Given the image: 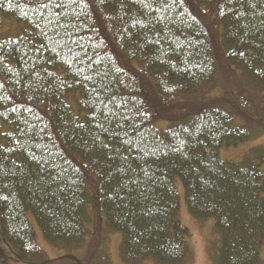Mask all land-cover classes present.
I'll return each instance as SVG.
<instances>
[{
  "label": "trees",
  "instance_id": "16d2710c",
  "mask_svg": "<svg viewBox=\"0 0 264 264\" xmlns=\"http://www.w3.org/2000/svg\"><path fill=\"white\" fill-rule=\"evenodd\" d=\"M262 135L264 0H0V233L18 261L113 264L120 232L123 264H191L178 177L215 218L210 264H264V143L220 156Z\"/></svg>",
  "mask_w": 264,
  "mask_h": 264
},
{
  "label": "rangeland",
  "instance_id": "374dc122",
  "mask_svg": "<svg viewBox=\"0 0 264 264\" xmlns=\"http://www.w3.org/2000/svg\"><path fill=\"white\" fill-rule=\"evenodd\" d=\"M11 25V23H9ZM169 122L160 120L156 122V126L160 129L166 128ZM264 143V135L257 136L240 143L238 146L230 148H222L220 156L224 160L239 161L244 154L255 145ZM176 185L180 194V209L179 217L182 223L188 227V241L193 250L191 264H210V252L218 251V233L215 228V218L209 217L206 219H198L189 211L184 197V187L181 180L176 178ZM32 223L36 230L37 240L39 244L46 250L50 257L64 255L67 250L64 247H58L50 243L45 237L41 228L36 221L31 217ZM120 241L121 233L115 232L111 234L110 242L108 243V252L112 258L113 264H123L120 256ZM264 259V249L262 252ZM0 264H29L18 261L13 254L11 248L4 242L0 233Z\"/></svg>",
  "mask_w": 264,
  "mask_h": 264
},
{
  "label": "snow or ice",
  "instance_id": "6c2138e0",
  "mask_svg": "<svg viewBox=\"0 0 264 264\" xmlns=\"http://www.w3.org/2000/svg\"><path fill=\"white\" fill-rule=\"evenodd\" d=\"M65 2L66 0H59V2H57V0H39V7L42 8H60L63 11V8L65 6ZM71 2L73 4H78L79 0H71ZM53 15H59V13H56L55 11H53ZM161 19H163V17H161ZM14 110V109H13ZM6 199V197H5Z\"/></svg>",
  "mask_w": 264,
  "mask_h": 264
}]
</instances>
